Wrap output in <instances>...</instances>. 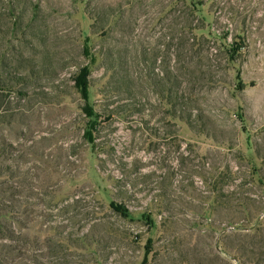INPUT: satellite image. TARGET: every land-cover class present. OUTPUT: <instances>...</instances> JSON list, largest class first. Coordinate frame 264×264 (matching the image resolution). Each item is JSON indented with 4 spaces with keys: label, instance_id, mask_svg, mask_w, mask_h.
Returning <instances> with one entry per match:
<instances>
[{
    "label": "rangeland",
    "instance_id": "374dc122",
    "mask_svg": "<svg viewBox=\"0 0 264 264\" xmlns=\"http://www.w3.org/2000/svg\"><path fill=\"white\" fill-rule=\"evenodd\" d=\"M193 1L0 0V264H264V0Z\"/></svg>",
    "mask_w": 264,
    "mask_h": 264
},
{
    "label": "trees",
    "instance_id": "16d2710c",
    "mask_svg": "<svg viewBox=\"0 0 264 264\" xmlns=\"http://www.w3.org/2000/svg\"><path fill=\"white\" fill-rule=\"evenodd\" d=\"M189 4H190L189 6H191V7H195L196 6V4H195V2L193 0H190ZM198 5H199V3H198ZM198 29L199 30L203 29V26H199ZM228 47L229 48H227V49L229 51L228 52L229 53V61L231 62V61H234L235 54H237L239 48L236 47V44L235 45L234 44H229ZM87 83H88L87 78L86 79L83 78L82 81L78 84V86L80 87V90L84 93V95H86L88 97ZM112 207H114L118 212H121L125 216H130L131 215V212L124 205L112 203ZM142 217L144 219H146L147 221H149V223H151L154 226V221H153L152 217L150 216V214L143 213ZM149 251H150V248L146 249V253H145L146 256L148 255Z\"/></svg>",
    "mask_w": 264,
    "mask_h": 264
}]
</instances>
